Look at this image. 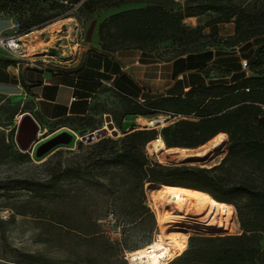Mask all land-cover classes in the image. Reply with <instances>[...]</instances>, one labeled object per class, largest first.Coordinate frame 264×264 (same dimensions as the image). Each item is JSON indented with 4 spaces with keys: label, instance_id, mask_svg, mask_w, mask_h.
Instances as JSON below:
<instances>
[{
    "label": "trees",
    "instance_id": "obj_1",
    "mask_svg": "<svg viewBox=\"0 0 264 264\" xmlns=\"http://www.w3.org/2000/svg\"><path fill=\"white\" fill-rule=\"evenodd\" d=\"M53 1L47 8L34 0H0V17L19 16L21 30L30 31L41 26L49 19L59 15L45 16L47 10L57 11L67 7L70 10L77 4L90 13L99 9H116L100 22L98 27L99 43L102 51L113 53L118 50L140 49L155 51L161 59L171 60L183 55H211L217 46L221 53L225 46L236 50L247 47L252 40L264 37V1L251 0H65ZM258 4H260L258 6ZM123 5H134L118 10ZM212 15L202 25L192 27L185 23L187 18ZM16 19V18H15ZM234 23V34L221 38L219 25ZM210 28L209 35L205 29ZM202 38L209 39L204 44H196ZM196 44L192 46L193 44ZM177 46L172 56H167L166 46ZM165 52H162L161 49ZM245 55V56H243ZM241 58L249 69L243 68L241 58L234 60L215 59L216 67H222L230 76L229 81H213L207 85L191 86L178 95L160 96L144 99L140 103L130 92L117 87L127 96L130 111L127 114L154 115L164 113L170 121L160 130L149 128H131L121 137H104L94 143L98 147L93 164L95 169L108 171L118 167L130 177L134 187L127 190L128 198L134 197L140 190V198L146 200L145 185L158 183L201 190L210 194L218 203L231 209L233 216L234 198L247 196L250 199L252 214L241 219L240 235L204 237L212 245L208 248L210 256L204 264H264V248L260 239L264 236V188L241 184L227 185L217 172L225 163L212 168L193 166L187 163L167 166L152 162L144 150L146 144L161 136L168 148L195 149L224 132L229 136L228 155L242 158L264 170V42L251 51H245ZM243 74V75H242ZM17 115V112H14ZM86 117V116H85ZM84 118V117H80ZM79 118H65L59 124L68 125ZM118 134L115 135V137ZM17 145V144H15ZM83 143L79 144L82 147ZM13 145H9L11 148ZM7 155V154H6ZM5 156H1L3 158ZM214 171H216L214 173ZM93 169L82 167V163L57 168L45 182L24 181L22 186L28 189L36 199L46 197L49 192H68L64 184L82 181L86 185L105 187L97 181ZM111 184L104 195L121 193L119 187ZM121 198V197H117ZM70 200V199H69ZM149 208L143 207L137 218L143 219ZM136 222L135 217L121 223L129 227ZM127 229L123 230L125 233ZM98 232H92L96 234ZM100 234L92 236L99 237ZM208 246L204 247L207 249ZM140 248V247H139ZM135 250V249H134ZM28 264H33L28 261ZM91 264V263H90Z\"/></svg>",
    "mask_w": 264,
    "mask_h": 264
},
{
    "label": "rangeland",
    "instance_id": "obj_2",
    "mask_svg": "<svg viewBox=\"0 0 264 264\" xmlns=\"http://www.w3.org/2000/svg\"><path fill=\"white\" fill-rule=\"evenodd\" d=\"M39 1V4L44 8H47L53 1H60L68 5L65 0H34L35 4ZM254 1L256 0H251L253 3ZM76 6L70 10H67V7L57 11L47 10L44 12L45 16H51L56 12H59V15L49 19L41 26L33 27L30 31L21 30V21L19 16L15 15L16 22L20 25V35L21 37L25 35L23 41L29 45L27 48L34 47L35 50L32 49V52H38L37 50L44 49L46 44H53L56 41V36L55 34L51 36L48 33L49 27L54 24L55 26L65 24L63 32H60L61 36H65L63 45H73L71 40L77 41L76 35L81 32L84 38L81 46L84 50L89 43V32L98 28L104 18L116 12V9L105 8L90 13L87 9ZM133 6L123 5L118 7V10L129 9ZM211 17L212 15H205L197 21L191 19L188 21V25L196 26V23L202 25ZM231 23L219 25L218 32L221 38H227L234 34V23ZM210 32V28L205 29V34L209 35ZM29 33H32L34 37H30ZM208 40L202 38L196 44H204ZM263 42L264 37L254 39L244 50L240 48L231 50V48L219 46V48L225 49L216 55L229 56L236 61L245 54V51L249 50L250 46V49L253 50L256 48L253 45L256 46ZM196 44L194 43L192 46ZM64 48L67 51L65 56H67L70 54L68 50L71 48L65 46ZM206 48L214 49V52L217 50V46ZM29 49L28 51L31 52ZM175 49L177 46L167 45V56H172ZM161 51L165 52L163 48ZM46 53L49 52L46 51ZM241 64L243 68H246V71L249 69V66H244L245 61H242ZM262 68H264V64ZM226 75L227 72L222 67L214 65L209 70V78H215L214 82L225 79L229 81L230 79ZM165 86L167 87L168 83H165L163 88ZM176 89L178 88L176 87ZM165 92L167 89H162V93ZM153 94L155 95V92ZM153 94L143 93L142 98L152 99ZM20 110L19 102L0 99V264H28V261L33 264H132L130 257L127 259L126 256L128 257L134 249L152 243L160 233L157 209L152 204L149 192L151 184L145 185V202L140 198V190L135 192L134 197L128 198L127 190L134 187L130 177L118 167L110 168L108 171L95 169L93 160L99 148L94 146V143L97 141L83 142L81 133H93L97 129L104 128L108 123L107 128L110 131L118 130L116 137L111 134L108 137L116 139L131 128L160 130L170 121V117L159 112L148 116L127 114L130 111L127 96L114 88H106L96 96L89 115L74 119L68 125L62 126L63 131H60V134L65 132L62 134L63 138L69 139L70 135L72 137L69 144L59 145L58 148L49 151L47 146L43 145L46 142L44 140L56 132L55 130L60 125L57 123L50 125L51 127L46 133L44 128L41 130L39 139L32 149L21 151L15 145L19 117L14 115V112L19 113ZM151 120H153V124L149 125ZM159 137L161 136L157 138ZM81 142L83 143L82 147L79 146ZM11 144L13 146L10 148ZM228 145L229 136L222 149L220 148L216 153L208 150L202 158L206 160L200 159L195 162L168 159L159 153H149L148 144L144 150L152 162L167 166L180 165L184 162L193 166L212 168L226 159L222 168L214 173L220 174L227 185L248 184L264 188V170L242 158L228 155ZM195 149L205 151L202 146ZM1 156L5 157L1 158ZM76 163H82V167L86 169H94L98 176L97 181L105 184L104 189L96 185H86L82 181L77 184L66 182L64 187L68 192H49L46 197L36 199V197H32L33 194L28 189L22 186L24 181L45 182L57 168ZM111 184L119 187L121 193L104 195V191L111 188ZM117 187L115 190L118 191ZM232 206L233 216H231L229 207L227 208L223 204L217 206L215 224L213 230L209 232L181 230L188 234L186 249L169 264H204L211 255L208 248L212 245L210 242H205L204 237L240 235L242 233L240 221L251 215L253 209L247 196L234 198ZM143 207L149 208L150 211L143 219H139L137 215ZM133 217L136 219L133 225L121 226V223ZM125 229L127 231L123 233ZM92 232L98 233L90 235ZM97 234H100L99 237L96 236L94 237L96 240H93L92 236ZM260 245L264 248V236L260 239ZM206 246H208L207 249H204Z\"/></svg>",
    "mask_w": 264,
    "mask_h": 264
},
{
    "label": "crops",
    "instance_id": "obj_3",
    "mask_svg": "<svg viewBox=\"0 0 264 264\" xmlns=\"http://www.w3.org/2000/svg\"><path fill=\"white\" fill-rule=\"evenodd\" d=\"M191 19L197 21L200 17L187 18L185 23L188 24ZM15 22L16 19L12 16L0 17V36L11 33ZM53 27L57 26L51 25L49 29ZM29 34L34 37L32 33ZM88 41L84 50L81 48L74 55L70 53L62 57L56 56L57 54H53V57L46 53L55 47V42L46 44L44 49L30 52L33 54L32 59L36 61L35 66L30 63V59L12 56L0 46V99H11L20 103L21 110L16 115L19 117L18 121L23 114L29 112L46 133L50 125L60 123L65 118L89 115L96 96L106 88L120 91L117 88L120 87L141 100L142 94L147 92H155L152 99L178 95L188 91L191 86L212 83L215 78H209V70L215 65V59L229 57L217 56L213 52L211 55H194L189 58L188 55H183L166 60L161 59L155 51L140 49L106 53L101 49L97 27L89 32ZM250 48L248 51L252 50ZM65 52L67 53L66 50ZM49 58L51 61L59 60V64L44 63ZM242 61L245 59L241 58L240 62ZM56 69H61L66 74H56ZM243 71L244 69L237 70L227 77L230 79L233 74L237 76ZM165 83H168L164 87L167 92L162 93ZM151 124L153 120L149 121V125ZM58 126L56 132L44 141L63 131L64 125Z\"/></svg>",
    "mask_w": 264,
    "mask_h": 264
},
{
    "label": "bare ground",
    "instance_id": "obj_4",
    "mask_svg": "<svg viewBox=\"0 0 264 264\" xmlns=\"http://www.w3.org/2000/svg\"><path fill=\"white\" fill-rule=\"evenodd\" d=\"M57 28L60 29V26ZM32 49L35 50L34 47L29 50L32 52ZM227 140L228 134L221 132L207 144L202 145L205 151H198L179 147L168 148L163 138L159 137L148 144L147 150L149 153H159L168 159L200 160L208 150L216 153L217 150L222 149ZM150 184L149 192L152 204L157 209L160 233L152 243L130 252L126 258L130 257L131 261H129L132 264H169L186 249L188 234L181 230L202 233L213 230L218 203L210 194L201 190Z\"/></svg>",
    "mask_w": 264,
    "mask_h": 264
},
{
    "label": "water",
    "instance_id": "obj_5",
    "mask_svg": "<svg viewBox=\"0 0 264 264\" xmlns=\"http://www.w3.org/2000/svg\"><path fill=\"white\" fill-rule=\"evenodd\" d=\"M49 51L52 54H56V50L54 48H50ZM118 130L113 129L110 131L108 128L104 127L102 129H97L93 133H86L83 132L81 133L82 135V141L86 143H92L95 141H98L104 137L109 136L111 134L112 136H115L117 134ZM41 133V126L40 124L35 120L32 114L29 112L23 114L18 122L17 130H16V135H15V142L18 146V148L21 151H29L32 149L33 145L37 142L39 139V135ZM65 133V132H64ZM64 133H59L55 137L47 140L45 142V146H47V150H52L58 145L62 144H69L70 141L72 140L71 135L69 136V139H64L62 134ZM46 150V151H47ZM206 160V159H202ZM195 161H200L198 159L194 160H189L186 162H195ZM184 163V162H183Z\"/></svg>",
    "mask_w": 264,
    "mask_h": 264
},
{
    "label": "built area",
    "instance_id": "obj_6",
    "mask_svg": "<svg viewBox=\"0 0 264 264\" xmlns=\"http://www.w3.org/2000/svg\"><path fill=\"white\" fill-rule=\"evenodd\" d=\"M76 7H79V5H77ZM64 27H65V25H60V29H58L57 27H53V28L48 30L49 34H51V35L55 34V36H56V41H55L56 45L54 48L56 50V54H57L56 56H58V57L59 56L62 57V56L66 55L64 46L67 48H71L68 51H70L71 55H74L76 52H78L82 48L81 43L84 42V38H83L81 32H79L76 35V38H78V40L77 41H75V39L71 40L72 41L71 43L73 45H71V46L63 45V40H64L65 36L63 37L60 34L63 32ZM19 28H20V25L17 22H15L12 25V32L11 33L0 36V46L3 49H5L7 52H9L12 56L30 59V63H32V65L35 66L36 61L32 59L33 54H30L25 42L22 41L21 35L19 32ZM47 51L49 52L48 54H50V56L54 57V55L49 50H47ZM52 62L59 64V60L51 61L50 58L48 60H46L44 63L51 64ZM246 65H247V62L245 61L244 66H246ZM54 73L66 74L61 69H56L54 71ZM142 102H143V100H140V103H142ZM107 125H108V123H106V126H105L106 128H107Z\"/></svg>",
    "mask_w": 264,
    "mask_h": 264
}]
</instances>
